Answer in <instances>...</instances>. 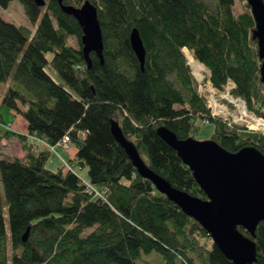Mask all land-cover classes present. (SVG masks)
I'll use <instances>...</instances> for the list:
<instances>
[{
	"label": "trees",
	"instance_id": "obj_1",
	"mask_svg": "<svg viewBox=\"0 0 264 264\" xmlns=\"http://www.w3.org/2000/svg\"><path fill=\"white\" fill-rule=\"evenodd\" d=\"M11 1L0 0V7ZM17 1L34 30L0 17V82L11 75L0 103V139L17 138L23 150L0 159V264H138L141 250L156 251L161 264H233L197 221L138 174L110 124L118 123L151 170L202 199L189 167L157 135L159 126L194 138L206 120L214 124L210 139L222 148L254 146L264 155V135L209 118L182 52L207 69L215 88L232 81L231 94L262 116L264 84L246 1L238 0L237 14L235 0L213 9L205 0H88L104 43L102 60L91 53L89 68L82 29L57 0L42 7ZM85 1L62 3L79 7ZM133 27L145 48L143 69L130 46ZM17 113L26 134L11 129ZM65 135L74 156L50 170L49 146ZM75 165L87 167V183ZM105 187L104 197L96 194ZM253 240L254 264H264V221Z\"/></svg>",
	"mask_w": 264,
	"mask_h": 264
},
{
	"label": "water",
	"instance_id": "obj_2",
	"mask_svg": "<svg viewBox=\"0 0 264 264\" xmlns=\"http://www.w3.org/2000/svg\"><path fill=\"white\" fill-rule=\"evenodd\" d=\"M33 1L40 7L46 4V0ZM245 1L255 23L252 36L256 39L260 81L264 84V0ZM57 2L61 10L72 16L82 29L81 51L86 66L89 68L91 65V53L102 60L104 43L95 5L88 0L79 7L63 4L62 0ZM129 41L143 69L145 48L137 28L131 29ZM110 130L138 174L149 180L159 193L176 204L183 213L197 221L228 260L233 264L256 262L257 250L253 238L257 225L264 221L263 153L254 146L231 152L213 139L198 141L193 137L178 138L173 131L159 126L157 135L189 167L206 195L202 199L175 188L151 170L135 145L123 135L116 121H111ZM238 227L243 230L240 231ZM27 237L28 229L22 234V241L25 242Z\"/></svg>",
	"mask_w": 264,
	"mask_h": 264
},
{
	"label": "rangeland",
	"instance_id": "obj_3",
	"mask_svg": "<svg viewBox=\"0 0 264 264\" xmlns=\"http://www.w3.org/2000/svg\"><path fill=\"white\" fill-rule=\"evenodd\" d=\"M205 1L212 9L216 7L218 2H221V3L226 2V0H205ZM234 9H235V13L237 14L242 10L241 3L238 0H235ZM0 17L14 24L23 25L29 28L31 31L34 30V26L32 25V23L29 21V19L25 15L22 5L17 0H12L6 8L0 7ZM69 42L72 43L73 41L69 39ZM182 52L184 55L186 54L189 59L188 55H190V53L187 51V49H184V51ZM45 56L48 60H50L52 57V53L47 52ZM191 61L189 59L190 63ZM202 69L205 70L203 65H202ZM45 70L51 74L54 80L60 82V79L51 70L49 64L46 65ZM10 80H11V75H9V77H7L5 81L0 82V103L8 88ZM196 89H198L197 86H196ZM262 113L264 115V108L262 109ZM263 115L262 117L264 118ZM199 126H200L199 130L194 135V138L198 141L209 140L214 130V124L212 122H206L205 120V121L199 122ZM26 127H27V123L25 119L21 116V114L19 113L15 114L13 116V120L11 121V129L14 131L20 132L21 129L24 130ZM0 133H1V130H0ZM56 148H55V152L53 153H55V155H58L57 154L58 148H57V151H56ZM75 151H76V148L72 144L70 146V151H68V155L63 156L64 162L61 161L60 157H57L53 153H51V156L46 164V167L54 171L57 169V167L61 165H65V164L67 165L68 161L73 158ZM21 154H22V147H20V143L18 142L17 138H13V139L1 138L0 139V159L8 158L10 156H15V155L18 156ZM73 170L77 173V175L84 182L87 183L89 181L86 166L80 168L79 166L75 165L73 167ZM5 210H6V207H5ZM160 260H161V257L158 255L156 251L145 252L141 250L140 256L137 259V263L138 264H161L160 262H162V260L161 261Z\"/></svg>",
	"mask_w": 264,
	"mask_h": 264
},
{
	"label": "built area",
	"instance_id": "obj_4",
	"mask_svg": "<svg viewBox=\"0 0 264 264\" xmlns=\"http://www.w3.org/2000/svg\"><path fill=\"white\" fill-rule=\"evenodd\" d=\"M185 57L191 73L197 82V91L204 98L206 107L209 110V118L220 119L230 130L243 128L264 135V118L248 110L245 101L241 97L231 94L230 90L234 87L232 81L229 80L222 89L215 88L208 79L207 69L205 67V70L202 69V65L193 59L200 66L201 77L198 78L186 54ZM69 145V137L65 135L54 146H49V150L55 152L56 147L67 149ZM107 191L108 189L105 187L96 194L104 197Z\"/></svg>",
	"mask_w": 264,
	"mask_h": 264
},
{
	"label": "crops",
	"instance_id": "obj_5",
	"mask_svg": "<svg viewBox=\"0 0 264 264\" xmlns=\"http://www.w3.org/2000/svg\"><path fill=\"white\" fill-rule=\"evenodd\" d=\"M20 132L21 133H27V127L24 129V130H20ZM28 140L30 141V140H32L30 137H28ZM37 144H39V143H37ZM71 146V145H70ZM70 146L67 148V149H63V148H61V147H57L58 148V151H57V148H56V151H57V157H60V159H61V161H63L64 162V158H63V156L64 155H68V151H70ZM38 147H41L40 146V144L38 145ZM22 153H23V150H22ZM53 153V152H52ZM54 155H55V153H53ZM56 156V155H55Z\"/></svg>",
	"mask_w": 264,
	"mask_h": 264
},
{
	"label": "bare ground",
	"instance_id": "obj_6",
	"mask_svg": "<svg viewBox=\"0 0 264 264\" xmlns=\"http://www.w3.org/2000/svg\"><path fill=\"white\" fill-rule=\"evenodd\" d=\"M189 56V59L190 61L193 59L192 56L188 55ZM191 65L194 67L193 70H194V73L196 74V76L198 78L201 77V72H200V66L197 62H195L194 60L191 61Z\"/></svg>",
	"mask_w": 264,
	"mask_h": 264
},
{
	"label": "clouds",
	"instance_id": "obj_7",
	"mask_svg": "<svg viewBox=\"0 0 264 264\" xmlns=\"http://www.w3.org/2000/svg\"><path fill=\"white\" fill-rule=\"evenodd\" d=\"M183 50H184V49H183ZM183 50H182V51H183Z\"/></svg>",
	"mask_w": 264,
	"mask_h": 264
}]
</instances>
